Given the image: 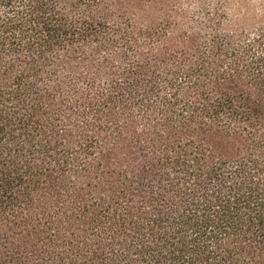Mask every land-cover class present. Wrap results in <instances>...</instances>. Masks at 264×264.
Instances as JSON below:
<instances>
[{
  "label": "trees",
  "instance_id": "16d2710c",
  "mask_svg": "<svg viewBox=\"0 0 264 264\" xmlns=\"http://www.w3.org/2000/svg\"><path fill=\"white\" fill-rule=\"evenodd\" d=\"M0 264H264V4L0 0Z\"/></svg>",
  "mask_w": 264,
  "mask_h": 264
},
{
  "label": "rangeland",
  "instance_id": "374dc122",
  "mask_svg": "<svg viewBox=\"0 0 264 264\" xmlns=\"http://www.w3.org/2000/svg\"><path fill=\"white\" fill-rule=\"evenodd\" d=\"M251 2H252L253 7L254 8L256 7L258 9H260L264 4V0H251Z\"/></svg>",
  "mask_w": 264,
  "mask_h": 264
}]
</instances>
